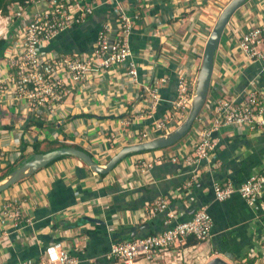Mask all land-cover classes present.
<instances>
[{"label":"crops","instance_id":"0c3cea01","mask_svg":"<svg viewBox=\"0 0 264 264\" xmlns=\"http://www.w3.org/2000/svg\"><path fill=\"white\" fill-rule=\"evenodd\" d=\"M120 1L126 13L133 12L135 0ZM229 1L149 0L138 3L140 18L133 22L129 36L130 49L138 64V83H132L125 69L118 66L93 76L79 96L73 94L66 98V117L59 123L48 124L46 132H42V140H48L50 135L51 140L76 145L100 165L106 164L122 147L141 143L137 134L157 119V107L165 100L158 91L160 101L153 111V119H143L151 110L152 100L142 95V85L167 78L159 86L167 95L170 78L166 73L159 76L161 68L170 70L173 67L172 72L177 76L196 80L205 42ZM111 5L98 7L83 24L70 26L57 34L41 48L42 51L68 55L90 53L101 25L115 23L117 11ZM42 9L43 3L30 2L23 6L25 17L10 25L9 36L17 30L21 34L26 18ZM261 22H264V0H247L223 30L201 111L206 123L210 102L219 96L238 98L249 84L264 94V65L247 61L234 47L237 31ZM25 120L7 103L0 102V145L9 160L5 162L0 158L1 172L32 154L30 147L20 154L22 142L29 144L32 140H41L42 135L33 128L22 130ZM192 135L188 132V138L182 137L175 147L127 156L104 175L92 172L76 157H64L1 192L0 211L3 204L16 200L22 219H30L31 223L15 224L10 219L3 222L0 214V264H18L24 259L37 258L47 244L57 241L70 254L78 255L79 264H113L105 258L113 236L123 238L134 233L140 236L164 230L162 215L149 218L143 214L158 198L167 201L177 222L191 217L201 204L212 219L208 240L176 247L174 255L179 252L182 257L181 260L174 257L176 264H205L216 256L230 264H239L241 258L243 264L249 259L258 264L264 258L249 254L256 245L264 250V194L261 206L252 210L237 193L218 202L212 184L229 181L239 186L248 176L264 169V131L234 126L220 128L216 134L220 139L219 148L213 154L217 165L205 162L194 181L190 167L173 163L168 158L179 147H186ZM158 137L154 135L153 139ZM141 158L161 159L152 163L141 176L133 166Z\"/></svg>","mask_w":264,"mask_h":264},{"label":"built area","instance_id":"2783aa9c","mask_svg":"<svg viewBox=\"0 0 264 264\" xmlns=\"http://www.w3.org/2000/svg\"><path fill=\"white\" fill-rule=\"evenodd\" d=\"M143 1L149 0H135V8L128 14L121 7L120 0H30L37 4L43 3L44 9L26 18L21 34L17 30L16 34L15 31L10 36L9 27L14 19L23 20L25 17L23 7L16 6V10H11L9 16H0V39L8 41L0 61V102L7 103L25 119L34 118L43 122L42 129L33 128L40 132L42 140V132H46L48 124L59 123L60 119L66 117V98L73 94L79 96L93 76L118 66L125 69V74L132 83L137 84L138 64L130 49L129 36L133 22L140 18V7L137 5ZM111 4L118 13L115 23L113 26L109 22L101 25L90 53L68 55L42 51L41 48L57 34L70 26L83 24L98 7ZM234 47L247 61L264 65V22L237 31ZM166 80L167 78H158L142 85V95H148L152 100L151 110L143 119H153V111L160 101L159 86ZM194 84L195 80L177 76L176 96L171 101L169 111L154 119L151 125L137 134L139 142L149 141L157 134H168L186 118L192 102ZM263 95L256 86L249 84L238 98L219 96L212 100L208 123L200 112L194 120L192 130L190 129L193 134L190 142L186 147H179L168 158L173 163L190 167L191 180H196L205 162L217 165L213 161V154L219 148L220 139L216 134L220 128L234 126L250 131H264ZM144 113L146 112H142ZM0 158L9 162L1 145ZM155 159H137L133 164L134 169L144 176L152 163L161 158ZM212 191L218 202L237 193L252 210L258 209L264 194V169L248 176L239 186H234L229 181H214ZM1 208L3 222L10 219L15 224L31 223L30 219H22L16 200L11 199ZM143 214L149 218L162 215L164 230L112 242L105 255L108 262L160 264L168 261L169 264H176L173 262L174 257L182 259L179 252L174 255L176 247L184 245L187 237L192 236L200 243L210 237L212 219L205 207L194 210L190 218L177 222L167 201L158 198L144 209ZM49 248L54 251L49 253ZM249 255L257 258L260 255L264 258V250L256 245L252 247ZM18 264H79V259L57 241L47 244L37 258L25 259Z\"/></svg>","mask_w":264,"mask_h":264},{"label":"water","instance_id":"95a60500","mask_svg":"<svg viewBox=\"0 0 264 264\" xmlns=\"http://www.w3.org/2000/svg\"><path fill=\"white\" fill-rule=\"evenodd\" d=\"M246 1L247 0H230L220 12L204 45L201 66L195 80L190 109L184 121L177 128L168 134L153 140L122 147L104 165H100L95 162L87 152L74 147H61L47 152L32 154L30 159L21 162L20 165H18L4 180L0 182V193L62 156L76 157L81 160L92 172L104 175L112 171L114 167L129 154L166 148L178 142L191 129L194 120L201 112L205 104L211 84L215 51L218 47L223 30L234 12ZM90 220L97 223L101 222V220L98 219ZM134 235L135 233L132 234L131 237H134ZM227 258L230 260L229 257ZM205 264L230 263L223 258L216 256Z\"/></svg>","mask_w":264,"mask_h":264},{"label":"trees","instance_id":"16d2710c","mask_svg":"<svg viewBox=\"0 0 264 264\" xmlns=\"http://www.w3.org/2000/svg\"><path fill=\"white\" fill-rule=\"evenodd\" d=\"M88 1H93V0H88ZM29 3H30V0H0V16H9L11 13V9H13V7H16V6H22L23 7V6L29 5ZM111 7H112V5H111ZM15 10H16V8H15ZM117 14H116V16H117ZM18 21L19 20L15 18L14 24ZM167 21H170V19H167ZM7 45H8V41L0 39V58L3 56V52H4L5 48L7 47ZM172 68L170 70L161 68V72H160L159 76L161 77V75L163 73H166L169 75L170 80H169V85H168L169 87L166 91L167 95L162 93L163 92L162 90H159V95L161 96L162 99L165 98V100L162 101L161 103H159L160 105H158V107H157V112L155 114V117H157V118L161 117L163 114H165L167 111H169L170 106H171V101L174 100L175 96H176L177 74L175 72H172ZM43 126H44L43 122H41L39 120H36L34 118H29V119L26 118V120L22 126V130H24V129L26 130L28 128L42 129ZM27 147L31 148L32 154L47 152V151H50V150H53L56 148H61V147H74V148L80 149V147H78L76 145H67V144L61 143L55 139L54 140H32L29 144H25L24 142L21 143L20 154L21 153L24 154ZM142 152H148V151H142ZM139 153H141V152H139ZM216 153H217V151H216ZM32 154L28 155L24 160L30 159ZM129 155H131V154H129ZM64 157H69V156L59 157V158L55 159L54 161L50 162L48 165L53 164L55 161H57L61 158H64ZM213 159H214V156H213ZM20 164H21V162H18L17 165H15V164L11 165V166L7 167L4 172H1V170H0V182L2 180H4L9 175V173L11 171H13ZM200 207H202V204L199 205V208ZM188 218H190V217H188ZM157 232H160V231H157ZM157 232H147V233H144L140 236H146L149 234H156ZM125 238L126 237L114 238V236H113L112 242H119ZM198 243H200V242L197 241L194 237L189 236L186 239L185 245L186 246L196 245ZM72 255L78 256V255L74 254L73 252H72ZM242 259L243 258L239 259V264H243ZM246 264H253V260L252 259L247 260Z\"/></svg>","mask_w":264,"mask_h":264},{"label":"rangeland","instance_id":"374dc122","mask_svg":"<svg viewBox=\"0 0 264 264\" xmlns=\"http://www.w3.org/2000/svg\"><path fill=\"white\" fill-rule=\"evenodd\" d=\"M184 121V120H183ZM182 120H181V122H183ZM192 130V129H191ZM190 130V131H191ZM190 131H188V132H190ZM186 136V138H188L187 136H188V133L185 135ZM184 138V137H183ZM183 138L179 141V142H176V144H174V145H172V146H168V147H175V146H177V144L178 143H180L182 140H183ZM48 140H51V137H50V135H48ZM168 147H166V148H168ZM147 152H141V153H132L131 155H128V157H131V156H138V155H143V154H146ZM127 157V156H126ZM121 162V161H120ZM259 259H262L261 257H259ZM264 264V259L262 260V261H259L258 262V264Z\"/></svg>","mask_w":264,"mask_h":264},{"label":"clouds","instance_id":"9594fccd","mask_svg":"<svg viewBox=\"0 0 264 264\" xmlns=\"http://www.w3.org/2000/svg\"><path fill=\"white\" fill-rule=\"evenodd\" d=\"M48 251H49V253H52L54 250H53L52 248H49V250H48ZM52 258H53V259H56V257H55V256H53Z\"/></svg>","mask_w":264,"mask_h":264}]
</instances>
